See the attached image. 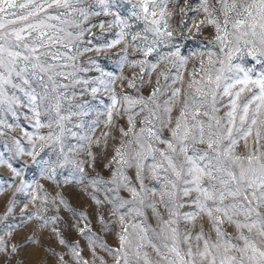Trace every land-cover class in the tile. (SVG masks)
Masks as SVG:
<instances>
[{
    "label": "snow or ice",
    "instance_id": "snow-or-ice-1",
    "mask_svg": "<svg viewBox=\"0 0 264 264\" xmlns=\"http://www.w3.org/2000/svg\"><path fill=\"white\" fill-rule=\"evenodd\" d=\"M127 2L131 16L125 19L118 11L113 13L119 5L111 0H0V125L6 124L9 114L24 113L36 131L26 133L30 150L15 140L14 156L27 155L33 163L44 165L49 179L57 167L68 164L83 173L84 161L70 158L74 149L66 152L65 141L67 134L77 135L68 123L87 114L88 102L77 101V95L99 91L82 78L81 73L89 69L79 63L83 52L91 50L81 47L85 32L94 27L90 19L101 12L113 15L110 23L120 30L106 47L131 35L132 46L145 57L173 35L165 20L170 15L166 0ZM197 11L204 13L194 24L197 31L209 25L214 35L203 51L193 53L200 57L199 64L187 81L183 75L171 77L173 84L179 80L181 86L173 88L161 104L159 97L170 79V70L162 69L159 76L165 84L160 85L158 78L149 96L123 97L129 126L120 132L126 139L114 150L110 180L100 181L111 194L106 199L120 225L117 248L99 245L115 257L114 264H264V0H200ZM132 18L143 22L142 33H130ZM100 27L104 28L103 21ZM246 57H252L260 71L255 65L246 67L242 62ZM160 61L179 72L187 57L176 48L162 54ZM134 63L143 71L147 61ZM150 67L155 70L157 64ZM111 82L98 78L106 88ZM78 85L84 86L79 93ZM129 86L135 87L134 82L129 81ZM117 103L113 94L108 123ZM137 107L139 112H133ZM141 113L137 128L134 117ZM81 139L88 140L90 147V136ZM46 148L56 153L55 160L41 157ZM0 164L21 175L2 154ZM126 169L135 170V183ZM29 187L21 180L16 191ZM121 189L127 190L129 199L120 196ZM92 198L98 205L104 203ZM60 203L68 207L62 197ZM147 209L155 225L149 223ZM78 215L87 219L86 213ZM99 220L103 224L104 216ZM52 231L59 235L58 229ZM78 231L87 236L95 257L99 237L91 233L88 223ZM71 247L78 264H95L82 259L78 245Z\"/></svg>",
    "mask_w": 264,
    "mask_h": 264
},
{
    "label": "rangeland",
    "instance_id": "rangeland-1",
    "mask_svg": "<svg viewBox=\"0 0 264 264\" xmlns=\"http://www.w3.org/2000/svg\"><path fill=\"white\" fill-rule=\"evenodd\" d=\"M111 2L119 5L113 8V13L118 11L125 19L131 16V5L127 0H111ZM199 3L200 0H166L165 11L170 15L165 16V20L173 35L147 57L142 51L132 46L131 35L120 44L111 48L106 47L112 40L117 39V33L120 30V26L110 23L113 15H105L101 12L99 16L90 19L94 27L85 32L81 47L91 50L83 52L79 63L89 69L81 73L82 78L87 79L91 87H98L99 91L93 95L90 89L84 90L83 85L77 86V92L84 90V95H77L76 100L88 102L84 108L87 114L77 115L68 123L67 126L77 135L73 137L67 134L65 141L66 152L69 147L74 149L70 158L84 161L83 173L68 164L62 168L57 167L53 178L49 179L44 165L33 163L31 157L27 155L14 156L15 140L18 139L26 150H30V141L26 133L36 130L25 118L23 112L16 117L11 114L6 117V124L0 125V154L12 164V167L19 169L21 175L15 176L7 164H0V239L3 241L0 247V264H78L77 258L72 255L71 246L73 245H78L77 250L80 251L84 260L89 262L95 260V264H101L102 257L104 264H114L115 257L99 245L104 243L109 248H117L120 225L117 217L111 213L112 205L106 199V197L110 198L111 194L105 192V186L100 181L110 180L111 171L115 168V164L111 163L114 150L119 146L121 139H126L120 132L121 128L127 129L129 126L123 97L125 95L134 98L149 96L153 88L157 86L158 78L160 85L165 84L164 78L159 76L162 69L170 70V79L167 81L168 87L159 97L161 104L168 98L173 88L181 86L179 80L173 84L171 77L183 75L185 82L187 81L189 73L199 64L200 57L193 53L203 51L207 41L214 35L213 28L209 25H201L200 31H197L194 26L204 17L202 11H197ZM182 8L185 11L182 12ZM96 11H100L99 7ZM101 21L104 22L103 29L100 27ZM129 22L132 25L130 33H142L144 27L142 21L132 18ZM125 48L127 52L124 51ZM176 48H179L182 56L187 57L186 64L179 69V72L172 68L171 64L160 61L162 54ZM89 60L93 63L90 64ZM140 60L147 61L143 71L140 64L134 63ZM242 62L249 68L255 65L256 71H260V66L252 57H246ZM151 64H157V68L153 70L150 67ZM98 78L106 82H114L108 83L106 88L99 85ZM129 81H133L135 87L129 86ZM107 89H113L114 93ZM113 94L116 95L118 103L113 109L112 121L108 123V111ZM73 111L80 110L74 108ZM132 111L138 113L139 107ZM176 114L177 109L174 108L173 116L175 117ZM143 115L141 113L134 117L137 128L140 126ZM7 124H12V127L8 128ZM40 131L46 133L47 129ZM85 135L91 137L90 147L88 140L81 139ZM97 140L99 143H96ZM79 144L85 147L80 148ZM89 151L93 153L92 157L88 156ZM41 157L45 160H55L56 153L46 148L41 153ZM134 172V169H126V173L135 183ZM21 180L31 187L24 192H17L16 188ZM94 180L97 182L95 186ZM108 187L112 186L108 185ZM119 194L125 199L130 198V194L125 189H121ZM33 195L39 198L33 201L31 199ZM45 195L48 197L47 200L43 199ZM93 195L104 203L98 205L93 200ZM60 197L67 201L68 207L60 203ZM13 201L14 203L10 204ZM10 206L12 211L8 212ZM81 212L87 214L86 220L78 215ZM146 212L149 223L155 225L151 210L147 209ZM100 215L104 216L103 224L99 220ZM30 216L31 219H29ZM54 216L57 219L53 221L51 217ZM40 217H44V220ZM85 223L90 225L91 233L99 237L95 245V257L87 236L78 231L79 227H83ZM106 224L109 227L106 228ZM53 228L59 230V235L52 231ZM61 239H64L66 243L62 244ZM13 245L16 246L14 252ZM61 257L64 258L63 261Z\"/></svg>",
    "mask_w": 264,
    "mask_h": 264
}]
</instances>
